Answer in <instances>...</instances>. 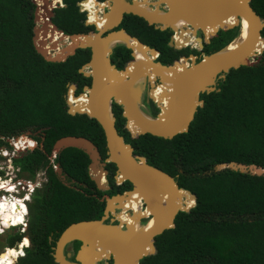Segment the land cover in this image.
Masks as SVG:
<instances>
[{
	"label": "trees",
	"instance_id": "1",
	"mask_svg": "<svg viewBox=\"0 0 264 264\" xmlns=\"http://www.w3.org/2000/svg\"><path fill=\"white\" fill-rule=\"evenodd\" d=\"M78 1L63 0L66 6L56 10L54 23L67 34L91 30L80 20L84 14L78 9ZM89 1L83 0L81 6L89 10L90 20L101 26L106 14L100 16L99 10L104 4L96 1L90 11ZM249 3L264 18V0ZM32 6L28 0H0V142L1 137L43 130V138H37L39 145L14 159L29 174L48 163L54 142L65 135L89 138L104 158L105 137L99 123L86 114H69L65 102L70 88L78 94L84 85L91 83L90 77L79 71L90 59V49H77L62 62L45 60L32 41ZM121 26L158 49L157 60L163 64L176 62L189 53L200 57L202 51H216L239 32V22L235 21L215 32L202 50L175 49L168 45L171 30L155 28L137 15L126 14ZM186 32L189 31L176 34ZM49 34L56 42L64 39L56 30L49 29ZM191 35L189 42H198L194 32ZM261 35L264 37V27ZM184 42L176 40L177 45ZM129 51L124 45L118 46L115 53L120 56L114 54L111 62L122 69L132 60ZM162 87L159 84L157 90L162 92ZM216 88L219 90L200 94L204 103L197 108L188 130L172 138L149 133L134 135L125 127L121 106L112 103L115 127L134 147V154L172 176L177 173L179 186L189 189L197 199L189 211L176 214L174 227L154 237L156 251L143 257L140 264H264V175L214 170L216 164L229 161L264 166V50L255 64L231 68L224 80L219 79ZM69 100L78 105L81 97ZM151 110L156 113L154 104ZM56 161L71 177L92 183L88 174L90 160L82 150L65 148ZM109 165L113 172L114 164ZM48 172L52 180L48 191L37 190L34 201L28 205L30 245L14 264H56L50 233L56 236L55 230L61 231L70 221L102 215L103 204L96 197L68 188L55 178L51 168ZM129 196L135 210L138 204L135 194L131 192ZM122 204L120 197L113 208ZM131 217L134 218L133 214ZM22 235L17 231L6 232L5 246L15 248ZM15 249L21 251V245Z\"/></svg>",
	"mask_w": 264,
	"mask_h": 264
},
{
	"label": "water",
	"instance_id": "2",
	"mask_svg": "<svg viewBox=\"0 0 264 264\" xmlns=\"http://www.w3.org/2000/svg\"><path fill=\"white\" fill-rule=\"evenodd\" d=\"M102 3L107 7V11L103 13L106 14V19L101 26L96 25L97 30L93 33H65L50 21L51 9L48 7H43L44 12L40 13L41 16L37 15L36 19L42 23V27L35 28L33 44L37 53L45 60L62 62L74 55L77 49H90V59L79 68V71L84 76L91 77V83L84 85L78 94H75L73 88L68 90L67 112L71 115L86 114L99 123L104 133L107 154L102 159L97 146L85 136L65 135L54 142L50 157L54 158L65 148H77L87 154L90 160L88 164L90 178L100 189L106 188L102 178L107 174L104 166L108 162L115 164L116 177L119 181L128 180L133 184L131 191L112 197L107 196L104 215L99 219L80 220L71 223L63 230L54 247L53 257L57 264H99L101 260L108 259H111L113 264H140L143 257L156 251L154 237L174 227V218L179 211H189L196 205L197 199L194 193L178 186L170 174L147 163L145 157L133 153L132 145L124 140L115 127L113 101L121 106L125 127L134 135L149 133L158 137L172 138L188 130L197 108L203 106L201 93L219 90L216 88L219 79L224 80L231 68L255 64L260 60L264 50V37L261 35L264 18L254 11L249 0H133L132 2L105 0ZM123 13L137 15L160 30L170 28L173 32L175 29L172 24L175 25L178 19H184L187 21L184 28L194 32L199 50L203 48L204 38L208 41L212 34L235 21L239 22V32L222 48L210 53L202 51L198 60L197 55L188 54L176 62L163 64L157 60L160 52L156 48L143 43L123 28L110 30L119 25ZM243 21H246L248 31L242 39H239ZM48 27L59 31L64 39L56 42L50 37L46 38ZM206 29L209 31L206 32ZM197 32H201L203 37L198 36ZM233 42L235 45L231 46ZM133 43L142 52L143 58L135 56ZM118 44L124 45L132 52V60L122 69H118L109 57ZM168 44L176 49H181L185 45H177L173 36ZM151 76L153 82L150 81ZM159 84L163 86L161 96L168 97L166 106L160 103V95L159 100L153 96V90ZM147 87H149L148 97L159 107L155 115L150 113L143 103ZM70 97H83L81 100L84 99L82 102L84 106L79 108L76 101L71 104ZM223 169L264 175V166L255 163L229 161L214 166L216 171ZM155 179L163 181L164 190L168 188L182 198L188 196L193 203L186 204L180 199L176 202L171 197L170 205L162 207L158 204L153 207L148 199L151 197L149 189L158 187ZM133 191L147 203L148 209L151 206L153 208H150L149 213L152 214L151 218H154V222L147 227L148 230L137 231L131 223L123 228L120 225L103 222L108 217V211H113V203ZM147 222H138V224L143 228ZM73 240L82 242L75 261L66 258L70 253H64L65 246ZM106 263L107 261L104 262Z\"/></svg>",
	"mask_w": 264,
	"mask_h": 264
},
{
	"label": "flooded vegetation",
	"instance_id": "3",
	"mask_svg": "<svg viewBox=\"0 0 264 264\" xmlns=\"http://www.w3.org/2000/svg\"><path fill=\"white\" fill-rule=\"evenodd\" d=\"M97 1L102 3L105 0H97ZM125 1L132 2L133 0H125ZM28 2H31L33 4V6L30 8V12L32 13V22H33L32 23V27H31V29H32V41H33V37L35 35L34 34L35 33V28L36 27H39V28L42 27V23L36 21V19H37V17L39 16V14L41 12L42 13L44 12L43 7H48V8L51 9V15H50L49 19H50V21L54 25H56L54 23V19H55V16H56V10L58 8H60V7L66 6V4L63 2V0H59V1L57 0L56 2H54V0H28ZM82 2H83V0H79L77 2V6H78L79 11L84 14V17L81 18L80 20H81V22L85 26H88L89 29H91L88 32H92V33L93 32H96V30H97L96 29V24L93 21L90 20L89 14H88L89 10L87 8H85V6L84 7L81 6V3ZM151 7H153V6H151ZM161 8L163 10H166L163 6ZM105 11H107V7H104V5H103L102 10H99V15L100 16L103 15V13ZM126 14L127 13H123V17L120 20L119 25L117 27H114L113 29H110V30H112V31L115 30L116 31V30H119L120 28H123L127 33H129L126 30V28H124V27L121 26V23L123 22L124 17H125ZM150 25H153V24H150ZM154 27H155V25H154ZM59 29H61V28H59ZM61 30L64 31L63 29H61ZM165 30H171V29L170 28H167ZM171 32H172L171 33V36H173L174 35V32L172 30H171ZM130 35H132V34H130ZM197 35L203 37V34L201 32H197ZM45 36H46V38H49V36L47 34ZM132 36H134V35H132ZM171 36H170V38H171ZM189 36H190V33H188V35L186 37L181 38V39H183L186 42V44L183 46V48L184 47H189L190 49H197V50H199V48H198V42H196L195 44H192L191 42H187L186 41L187 37H189ZM211 36H210V38H211ZM210 38L208 39V41H206L205 38L203 39V47H204V45L207 42L210 41ZM43 39H45V37H43ZM181 39H179V40H181ZM120 45L121 44H118V45H116L113 48V51H112V53L109 56L110 57V60H111V57L114 54L120 56L119 53H115V49L118 46H120ZM131 53L132 52L130 50L129 51V54H130V56L132 58V54ZM189 54H193V53H189ZM90 55H91V51H90ZM122 55L123 54H121V56ZM197 56H198L197 57V60H198L199 54H197ZM90 79H91V77H90ZM152 81H153V79L151 78V82ZM150 85H152V84L150 83ZM157 91H159V90H157ZM148 93H149V87H147L146 94H145V96L143 98V103L146 105V109L150 113L152 112L151 109H152L153 104H154L156 106V108H157L156 113H158L159 107L156 105V103L152 99H150L148 97ZM66 99H67V93L65 95V102H66ZM66 105H67V103H66ZM39 137L40 138H43V130H41V129H37L35 131H33V130H27L26 132H24L22 134H19V136L1 137L2 142H0V150L2 149V151H5L4 155L3 154L0 155V159L3 160V161H5V162L8 159H11V164L13 166V172L16 175L15 180L18 179L20 181V184H21V187H22V188L19 187V190L21 191L20 192V195L23 196V197H27V199H25V204L27 206V213L28 214L26 215L25 222H22L20 224V227L19 228H21V230H22L20 232H23L25 234V237L28 239L29 244H30V239H29V236L27 235V232H28V223L31 220V214L28 211V205L34 201V196H35V193H36L37 190H39L40 192H47L48 191V187L52 184V180H51L50 174L48 172V169L49 168H51L53 170V174H54L55 178L58 181H60L62 184H64L65 186H67L68 188H72V189L78 190L79 192H82L83 194H88V195H91L93 197H96L98 199V201L103 204L102 205V215L101 216L104 215V212H105V209H106L107 196L108 197H112L113 195L122 194V193H125V191H131L133 189L132 182H130L128 180H121V181H119L117 179V177H116V166L114 164L115 170L112 172V168L109 165V162L106 163V165L104 166V168L107 170V174L103 176L104 180L102 178V181L104 182V185H106V188L100 189L98 187V185L90 178L89 168H88V174H89V178L92 180V183L89 184V183H86L83 180H77L76 178L71 177V175L67 171L63 170V168L61 167L60 163L56 161V158H57V155L58 154L54 158H51L50 157V153H49L48 154V163L44 167H41V168L36 169L34 173L29 174L27 172H24L21 169V166L18 165V164H16L14 162V159L15 158H18V157H23L25 154H27V152H29V151L33 150L34 148H36L39 145V142L37 141V138H39ZM21 140L23 141V143H20ZM40 146H41V144H40ZM99 153H100V151H99ZM133 153H134V151H133ZM100 155H101V153H100ZM101 158L104 159L105 157L103 158L102 155H101ZM146 162H147V159H146ZM179 171H181V170L179 169ZM172 177L174 178L175 182L178 184V174L176 173ZM178 186H179V184H178ZM133 193L135 194V197H136L135 203H138L137 204V208L135 210H133L132 205L130 203L131 200L128 199V197H127L128 195L126 194V195L122 196V201H123L122 206L121 207L116 206L113 211L112 210H109L108 211V217L106 219H104L103 222H105L107 224L110 223V224L120 225L121 227L124 228V227H126V224L132 222V217H131L132 214H133V216H136L138 214V211L140 209L141 210H145L148 207L147 206V203L143 199L142 200L141 199L139 200L138 196L136 195V193L134 191H133ZM122 210H125V211L123 212ZM149 212H151V210H148L144 215L140 216L139 217V220H137V222L145 223L146 221H148V219H150L151 216H152V214H150ZM117 215L119 217H117ZM99 218H96V219H99ZM174 220H175V218H174ZM78 221H80V220H78ZM78 221H70L61 231H58L56 229L55 230V233H57L56 236L54 235L53 232L50 233V235H49V241L50 242H54V245L51 246V248L53 250L52 251V256L54 254V247H55L56 241L58 240L60 234L71 223H75V222H78ZM59 222H63V220H61ZM81 244H82L81 241H79V240H73L70 244L66 245L65 248H64V253L65 254L66 253H70V256H66V258L75 261L76 253L79 250V248L81 247ZM154 245H155V243H154ZM155 247H156V245H155ZM53 259H54V257H53ZM105 261H107L106 264H113V262H112L111 259L101 260L99 262V264H104Z\"/></svg>",
	"mask_w": 264,
	"mask_h": 264
},
{
	"label": "bare ground",
	"instance_id": "4",
	"mask_svg": "<svg viewBox=\"0 0 264 264\" xmlns=\"http://www.w3.org/2000/svg\"><path fill=\"white\" fill-rule=\"evenodd\" d=\"M55 1V0H54ZM97 0H90V11L92 10V7H93V3L94 2H96ZM158 2V1H157ZM154 3H156V1L154 2ZM104 5H105V3H103ZM140 4H141V2H140ZM145 6H147L146 5V3H143ZM43 7V6H42ZM186 23H187V21L186 20H184V19H178L177 20V22H175V25H173L172 24V26L174 27V29H175V32H174V35H173V38H174V40L176 41H179V39H181V38H183V37H186L187 35H188V33H190V37L188 38V40L186 39V41L187 42H189L190 41V39H191V37H192V31L191 30H189V29H186V28H184L185 26H186ZM49 27L47 28V35L50 37V34H49ZM189 31V32H186L185 34H176V33H180V32H184V31ZM207 31H209V29H206V32ZM248 30H247V24H246V21H243V26H242V31H241V34H240V38L239 39H242L245 35H246V32H247ZM59 32V31H58ZM184 43H186V42H184ZM233 45H235V42H233L232 44H231V46H233ZM132 46H133V48H134V53H135V56L137 57V58H143V54H142V52L140 51V50H138L137 48H136V44L135 43H133L132 44ZM147 54V53H146ZM148 55V54H147ZM152 78V77H151ZM157 89V88H156ZM153 90L154 92H153V94H157V96H155V98H158V96L160 95V102H162V104H167V96H161V94H160V92L159 91H157V90ZM167 90H169V89H167ZM83 97H81V99H82ZM158 100H159V98H158ZM84 101V99L83 100H81L80 101V103L77 105L79 108H82V106H84V103H82ZM33 142V141H32ZM22 143H23V141H22ZM16 144V143H15ZM23 148V147H22ZM9 153V152H8ZM103 180H104V178H103ZM156 181V183H157V185H158V187L157 188H150L149 189V194L151 195V197H150V199H148V200H150V202L153 204V207L155 206V205H158V204H160L162 207H166V205L168 204V205H170V203H171V197L173 198V200L174 201H178L179 199L182 201V200H184V202L186 203V204H192V202H193V200L192 199H190L188 196H186L185 198H182L178 193H172L171 192V190L170 189H166V190H164V188H163V181L162 180H159V179H155ZM147 182V181H146ZM148 183V182H147ZM135 192V191H134ZM136 193V192H135ZM127 194V193H126ZM125 194V195H126ZM128 196V199L129 200H131V197L129 196V194H127ZM136 195L138 196V198H139V200L141 199L140 197H139V195L136 193ZM190 199V200H189ZM188 200H189V202H188ZM1 201V200H0ZM149 205V204H148ZM150 207V206H149ZM13 208V206L11 207H9V204L8 203H5V202H3V201H1L0 202V213H2L3 214V216L5 217V216H7L8 217V220H7V222H6V225H5V223L4 222H0L1 224H3L4 226H9V225H19V224H21V222L18 224V222H16L15 224H13L12 223V219L15 217V215L17 214V213H19L20 212V207H19V211H16L15 213H13L12 211H11V209ZM150 208H152V206L150 207ZM150 208L148 209V208H146L145 210H139L138 211V214L136 215V216H134V218H132V222H131V224H132V226H133V228L135 229V230H137V231H139V230H142V229H146L145 231H147L148 230V228L147 227H150L151 225H152V223L154 222V218H151V219H149L148 220V222L146 223V224H144V227L142 228V227H140L139 226V224H138V222H137V219H138V216H140L141 214L142 215H144L148 210H150ZM153 209V208H152ZM26 210V209H25ZM113 210H114V208H113ZM22 214L23 213H21V216H22ZM126 216V215H125ZM4 217H3V221H4ZM116 217V216H115ZM117 217H119L118 215H117ZM11 221V222H10ZM121 223V222H120ZM141 228V229H140ZM1 231V230H0ZM8 249H11L10 247H8ZM13 250V249H12ZM102 254L104 255L105 254V251L104 252H102Z\"/></svg>",
	"mask_w": 264,
	"mask_h": 264
},
{
	"label": "built area",
	"instance_id": "5",
	"mask_svg": "<svg viewBox=\"0 0 264 264\" xmlns=\"http://www.w3.org/2000/svg\"><path fill=\"white\" fill-rule=\"evenodd\" d=\"M5 151L0 150V155H4ZM16 175L13 172V166L11 164V159H8L6 162L0 159V184H3L4 186L0 187V200L3 202H7L9 204V207L13 205V208L11 211L15 213L16 211H19L20 203H23L25 207V211L22 214V220L25 222L27 213V206L25 204V197L20 195L19 187H21L20 181L16 179ZM15 180V181H14ZM22 188V187H21ZM19 201L20 203H17ZM3 214L0 213V222H3ZM11 222V221H10ZM22 223V222H21ZM14 227L19 228V225H9L4 226L0 223V234L5 232V230ZM20 231L21 228H19ZM23 242H21L22 244ZM1 256V255H0Z\"/></svg>",
	"mask_w": 264,
	"mask_h": 264
},
{
	"label": "clouds",
	"instance_id": "6",
	"mask_svg": "<svg viewBox=\"0 0 264 264\" xmlns=\"http://www.w3.org/2000/svg\"><path fill=\"white\" fill-rule=\"evenodd\" d=\"M4 186L3 184H0V187ZM25 199H27V197H25ZM17 203H20L19 201H17ZM25 211V207L23 205V203H20V212L17 213L15 215V217L12 219V223L15 224L16 222H23L22 220V216H21V213H23ZM8 220V217L5 216L4 217V223L6 225V222ZM6 231V230H5ZM4 233V232H3ZM22 233V237L20 239L19 242H17L15 245H21V251L17 252L15 250H12V249H8L7 246L4 247V249L2 251H0V253H2L3 251H5V254L0 256V264H14L16 262V260L19 258V257H22L25 255V248H27L30 244H29V241L27 240V238L25 237V234L23 232H20ZM2 234V233H1ZM21 242H23L21 244ZM14 247V246H13ZM9 256H11L13 259L17 256V258L15 259V261L13 262L12 259H9Z\"/></svg>",
	"mask_w": 264,
	"mask_h": 264
},
{
	"label": "rangeland",
	"instance_id": "7",
	"mask_svg": "<svg viewBox=\"0 0 264 264\" xmlns=\"http://www.w3.org/2000/svg\"><path fill=\"white\" fill-rule=\"evenodd\" d=\"M90 2V1H89ZM80 3V2H79ZM199 45V44H198ZM201 57V56H200ZM199 57V58H200ZM198 58V59H199ZM152 77V76H151ZM151 77H150V81H151ZM20 143H22V140L20 141ZM1 202V201H0ZM5 203H7V202H5ZM13 205H11V207H12ZM122 219V218H121ZM20 232V230H19V228H14V227H11V228H9V229H7L4 233H2V234H0V251H2L3 249H4V247H5V244H6V242L4 241L5 240V237H6V232ZM16 250V249H15ZM6 251V250H5ZM5 251H3L2 253H0L1 254V256L2 255H4L5 254ZM9 259H12V260H15V259H13L11 256H9Z\"/></svg>",
	"mask_w": 264,
	"mask_h": 264
},
{
	"label": "crops",
	"instance_id": "8",
	"mask_svg": "<svg viewBox=\"0 0 264 264\" xmlns=\"http://www.w3.org/2000/svg\"><path fill=\"white\" fill-rule=\"evenodd\" d=\"M20 222H18V224H19ZM28 240V239H27ZM17 247H18V245H17ZM16 247V248H17ZM11 249H15V248H12V247H10ZM17 258V256L14 258V259H16ZM15 260H13V262H14Z\"/></svg>",
	"mask_w": 264,
	"mask_h": 264
}]
</instances>
